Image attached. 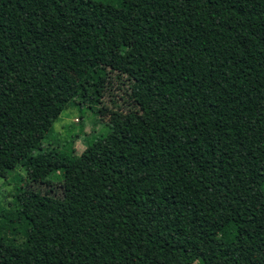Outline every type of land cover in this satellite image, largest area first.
<instances>
[{
	"label": "trees",
	"instance_id": "1",
	"mask_svg": "<svg viewBox=\"0 0 264 264\" xmlns=\"http://www.w3.org/2000/svg\"><path fill=\"white\" fill-rule=\"evenodd\" d=\"M85 104L127 119L42 148ZM16 169L0 264H264V0H0V178ZM58 174L60 197L31 189Z\"/></svg>",
	"mask_w": 264,
	"mask_h": 264
},
{
	"label": "rangeland",
	"instance_id": "2",
	"mask_svg": "<svg viewBox=\"0 0 264 264\" xmlns=\"http://www.w3.org/2000/svg\"><path fill=\"white\" fill-rule=\"evenodd\" d=\"M107 99V98H106ZM106 99L103 102H106ZM82 105V108L71 106L61 113L54 122L50 132L47 134L42 143V148L48 151L62 152L68 150V146L73 141L80 151L84 149L81 141L82 133L92 135H104L108 131L107 125L118 127L127 119V112L124 110H113L107 106H88ZM86 108V109H85ZM75 136V137H74ZM25 177L22 169H16L12 176L7 180L0 178V208H10L12 196L16 188L23 185L21 178ZM31 189L41 193L49 194L54 197H60L62 194L61 175L53 176L50 180L42 184H31ZM258 197V196H257ZM260 200V197H258ZM248 235L239 238L235 243L225 244L218 238L209 245L205 250L203 257H216L228 260L235 250H238L245 243Z\"/></svg>",
	"mask_w": 264,
	"mask_h": 264
}]
</instances>
